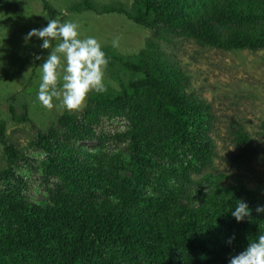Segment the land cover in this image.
<instances>
[{"label":"trees","instance_id":"16d2710c","mask_svg":"<svg viewBox=\"0 0 264 264\" xmlns=\"http://www.w3.org/2000/svg\"><path fill=\"white\" fill-rule=\"evenodd\" d=\"M41 2L49 19L61 15ZM68 7L121 14L153 35L135 57L103 46L118 88L105 84L78 113L65 110L36 128L29 143L36 157L26 160L9 143L0 119L9 156L0 167V264H227L264 235V214L255 211L264 192L241 180L225 185L223 174L192 178L212 163L213 115L187 91V76L163 44L177 37L230 52L264 50V0H75ZM9 110L14 123L32 122L25 102ZM116 117L127 122L123 131L96 133ZM231 137L237 147L250 143L242 128ZM86 140L111 145L91 150ZM31 187L41 195L23 193ZM240 200L252 215L236 222L230 210Z\"/></svg>","mask_w":264,"mask_h":264},{"label":"rangeland","instance_id":"374dc122","mask_svg":"<svg viewBox=\"0 0 264 264\" xmlns=\"http://www.w3.org/2000/svg\"><path fill=\"white\" fill-rule=\"evenodd\" d=\"M49 1L61 12L57 19L71 20L80 25L82 38L94 36L102 46L111 47L113 41H117L115 49L122 56L135 57L145 47L147 38L153 35L152 30L121 14L99 15L88 9L69 13L68 6L75 0ZM98 1L108 3L111 0ZM42 6L41 0H0V119L6 122V139L25 155L26 160L38 153L29 147L37 133L36 128H46L65 111L59 107V102H56V108L48 110L37 100L42 60L37 61L35 55L46 56L49 50H41V41L35 37L28 43L24 42V36L31 29L45 26L47 19L43 15L48 16ZM163 49L187 76V91L205 101L213 115L209 134L213 141L212 163L192 178L200 181L210 174L218 179L223 174L225 185L241 180L247 188L264 192V50L230 52L202 47L193 40L177 37L165 42ZM104 83L118 88L106 71ZM23 102L27 104L32 122L16 124L11 119L9 107L12 103L20 107ZM104 121L96 127V133L123 131L127 127V122L121 117ZM236 128L244 129L250 136L247 146L237 147L232 142L231 134ZM82 144L91 150L111 145L91 140ZM111 149L120 150L124 155L128 153L123 145H112ZM5 150L0 143V167L6 166L9 158ZM30 176L36 178V174L31 173ZM201 190L207 192L206 189ZM39 192L40 188L32 187L23 191L32 197H39Z\"/></svg>","mask_w":264,"mask_h":264},{"label":"clouds","instance_id":"9594fccd","mask_svg":"<svg viewBox=\"0 0 264 264\" xmlns=\"http://www.w3.org/2000/svg\"><path fill=\"white\" fill-rule=\"evenodd\" d=\"M43 16L47 19L46 26L33 28L24 36L25 43L35 37L41 41V50H49L46 56L35 55L37 61L42 60L37 100L48 110L56 108V102L67 111L82 110L90 92L106 90L104 76L109 58L96 37L82 38L78 23ZM113 46H117V41H113ZM230 211L236 222L252 215L243 200ZM255 211L264 214V205H258ZM234 239L232 235L226 243L231 245ZM227 264H264V235L248 240L242 251L228 258Z\"/></svg>","mask_w":264,"mask_h":264}]
</instances>
